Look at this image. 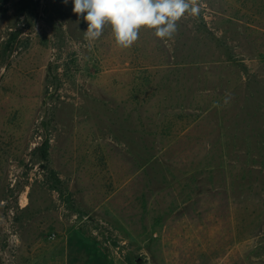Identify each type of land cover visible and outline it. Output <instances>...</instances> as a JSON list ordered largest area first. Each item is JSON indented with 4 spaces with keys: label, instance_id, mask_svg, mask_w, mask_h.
<instances>
[{
    "label": "rangeland",
    "instance_id": "374dc122",
    "mask_svg": "<svg viewBox=\"0 0 264 264\" xmlns=\"http://www.w3.org/2000/svg\"><path fill=\"white\" fill-rule=\"evenodd\" d=\"M194 6L124 49L0 0V264H264V0Z\"/></svg>",
    "mask_w": 264,
    "mask_h": 264
},
{
    "label": "clouds",
    "instance_id": "9594fccd",
    "mask_svg": "<svg viewBox=\"0 0 264 264\" xmlns=\"http://www.w3.org/2000/svg\"><path fill=\"white\" fill-rule=\"evenodd\" d=\"M65 4L68 0H63ZM72 11L87 23L84 39L98 40L105 29L111 30L120 48H130L143 28L160 39H171L178 21L185 15L198 14L195 0H72Z\"/></svg>",
    "mask_w": 264,
    "mask_h": 264
},
{
    "label": "water",
    "instance_id": "95a60500",
    "mask_svg": "<svg viewBox=\"0 0 264 264\" xmlns=\"http://www.w3.org/2000/svg\"><path fill=\"white\" fill-rule=\"evenodd\" d=\"M138 263H139V264H142V259H139V260H138Z\"/></svg>",
    "mask_w": 264,
    "mask_h": 264
},
{
    "label": "trees",
    "instance_id": "16d2710c",
    "mask_svg": "<svg viewBox=\"0 0 264 264\" xmlns=\"http://www.w3.org/2000/svg\"><path fill=\"white\" fill-rule=\"evenodd\" d=\"M12 35H15V34H12Z\"/></svg>",
    "mask_w": 264,
    "mask_h": 264
}]
</instances>
